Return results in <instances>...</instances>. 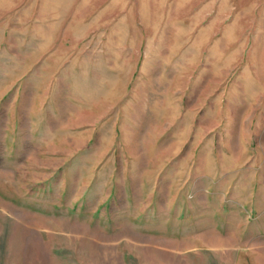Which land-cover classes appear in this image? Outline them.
I'll use <instances>...</instances> for the list:
<instances>
[{"label":"rangeland","instance_id":"374dc122","mask_svg":"<svg viewBox=\"0 0 264 264\" xmlns=\"http://www.w3.org/2000/svg\"><path fill=\"white\" fill-rule=\"evenodd\" d=\"M0 264H264V0H0Z\"/></svg>","mask_w":264,"mask_h":264}]
</instances>
